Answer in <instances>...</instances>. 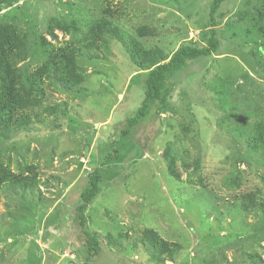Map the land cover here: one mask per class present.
Instances as JSON below:
<instances>
[{"label":"rangeland","instance_id":"rangeland-1","mask_svg":"<svg viewBox=\"0 0 264 264\" xmlns=\"http://www.w3.org/2000/svg\"><path fill=\"white\" fill-rule=\"evenodd\" d=\"M212 3L0 0V23L26 37L18 75L67 47L83 75L68 91L39 81L29 124L0 126V166L28 183L0 187V264H264V148L248 146L264 135V0H225L213 20ZM210 29L216 52L170 76L167 111L151 106L122 138L146 90L139 50L166 62ZM94 170L87 261L76 209Z\"/></svg>","mask_w":264,"mask_h":264},{"label":"trees","instance_id":"trees-1","mask_svg":"<svg viewBox=\"0 0 264 264\" xmlns=\"http://www.w3.org/2000/svg\"><path fill=\"white\" fill-rule=\"evenodd\" d=\"M2 1L11 2L14 0ZM224 1L213 0L210 12L211 19ZM109 32L110 38L121 39L119 38L121 37L120 31L110 29ZM25 38V36L20 35L15 25L0 23V126L5 128V130L13 126L24 127L29 124L34 112L33 108L38 105L36 96L42 90L41 86L37 84L39 81L54 78L58 86L66 91L72 90L83 83V75L80 70H77L75 65V58L79 52H77V49L69 47L64 50L54 49L50 52L44 49L43 53L47 57L37 68V71L31 74L24 71L23 76L18 75L14 67L23 62L27 55ZM218 45L219 41L216 33L214 29H210L205 47L182 45L166 62L157 61L151 52L147 53L146 51L139 50L135 61L142 69L149 70L145 82L146 90L142 105L127 120L124 129L121 131V137L127 136L129 131L146 117L151 106L157 104L160 111H167L170 93L167 79L176 71L183 68L187 61L215 53ZM250 139L251 143L248 146L252 151H258L264 148L263 134L253 133ZM6 184L11 186L28 185L24 180L14 176L7 168L0 166V187ZM99 184L100 172L94 170L89 175V186L81 194V203L76 209L79 225L83 228L84 234L86 235L87 261L97 256L100 250L98 236L86 230L85 217V211L88 205L100 192ZM260 207L262 208L263 205L259 204ZM244 208L245 210L248 209L249 205H245ZM149 239L151 240L153 248H157L160 252H167L164 249L166 243H161V240L156 235L154 236L151 233Z\"/></svg>","mask_w":264,"mask_h":264}]
</instances>
